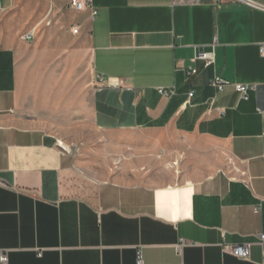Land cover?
<instances>
[{"label":"crops","instance_id":"obj_1","mask_svg":"<svg viewBox=\"0 0 264 264\" xmlns=\"http://www.w3.org/2000/svg\"><path fill=\"white\" fill-rule=\"evenodd\" d=\"M89 1L95 16L57 0H0L7 264H136L138 254L142 264H264L257 238L264 236V13L226 0ZM42 38H83L90 52L89 87L65 89L66 131L80 129L84 107L91 127L113 138L158 136L146 150L162 151L174 174L145 180V147L124 140L115 149L135 159L91 178L56 136L21 124V108L37 116L42 90L30 63L44 51ZM214 40V64L193 62ZM188 68L196 74L185 76ZM214 77L231 86L216 92ZM234 84L253 89L241 98ZM158 89L175 94L167 99ZM244 243L246 261L222 250Z\"/></svg>","mask_w":264,"mask_h":264},{"label":"rangeland","instance_id":"obj_2","mask_svg":"<svg viewBox=\"0 0 264 264\" xmlns=\"http://www.w3.org/2000/svg\"><path fill=\"white\" fill-rule=\"evenodd\" d=\"M42 39L44 40L42 44L44 51L37 53V58L30 63L35 73L34 77L39 82L37 83L38 88L42 90L39 94L35 92L37 94V112H35L37 116L32 115L31 106L23 107L21 108V124L27 127L42 128L56 136L59 144L73 153L80 171L91 178L97 175L102 176L107 168L117 170L125 158L129 163L131 159H135V154L115 149L117 148L115 143L124 140H128L133 145L139 142L138 144L145 147L143 152L145 180L151 181V178L156 179L170 171L174 174L175 171L171 169L172 162L162 160L164 158L162 151L153 155L146 150V147L152 143L162 141L158 136L144 134L128 136V139L120 136L113 138L91 127L87 109L84 107H80V129L66 131L64 127L70 124L71 116L66 115L62 108L67 92L65 89L72 83L79 84L81 94H83V90L89 87L91 81L90 52L83 38ZM25 82L21 81L20 84L22 93L25 91V86H28ZM32 119L37 120L33 122ZM175 146L178 157H182L183 140H175ZM165 148H167L166 145Z\"/></svg>","mask_w":264,"mask_h":264},{"label":"built area","instance_id":"obj_3","mask_svg":"<svg viewBox=\"0 0 264 264\" xmlns=\"http://www.w3.org/2000/svg\"><path fill=\"white\" fill-rule=\"evenodd\" d=\"M60 3L65 4L71 11L75 13H81L86 10L90 12L91 16H95L96 12L91 7V3L89 0H57ZM231 2H237L241 3L248 8L258 11L261 13H264V3L254 1V0H226ZM79 32V28L75 27L71 30V33L73 35H76ZM32 32L26 34L23 36V41L29 42L32 39ZM214 47H215V40L211 44V51L210 52H197L194 54V57L192 58L193 62H201L203 63L204 68H208L214 64ZM185 76L191 77L196 74V70L194 68H188L185 72ZM99 83H102V79L100 78L98 80ZM108 86L118 88L120 83L114 80H108L106 81ZM210 87L214 89L216 92L221 93L226 87L231 86L228 82L225 80L214 77L210 81ZM234 91L241 97L246 98L247 92L251 89H253V86L248 85H240V84H234L232 85ZM157 93L164 97V98H171L174 96L175 92L174 89L170 90H164V89H158ZM193 97V93L188 94V100H190ZM253 212L255 214L259 213V208H254ZM258 243L262 247V257L264 258V236L259 235L258 237ZM250 244L244 243L240 245H222V250L225 254H229L230 256H233L234 258H237L239 260H248L249 254H250ZM0 264H7V252L0 249ZM136 264H142L141 257L138 254L136 259Z\"/></svg>","mask_w":264,"mask_h":264}]
</instances>
